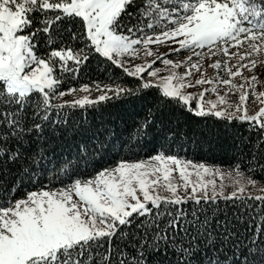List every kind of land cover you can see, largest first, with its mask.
<instances>
[{
	"label": "snow or ice",
	"instance_id": "6c2138e0",
	"mask_svg": "<svg viewBox=\"0 0 264 264\" xmlns=\"http://www.w3.org/2000/svg\"><path fill=\"white\" fill-rule=\"evenodd\" d=\"M0 264H264V0H0Z\"/></svg>",
	"mask_w": 264,
	"mask_h": 264
},
{
	"label": "trees",
	"instance_id": "16d2710c",
	"mask_svg": "<svg viewBox=\"0 0 264 264\" xmlns=\"http://www.w3.org/2000/svg\"><path fill=\"white\" fill-rule=\"evenodd\" d=\"M188 148H189L188 155L191 157V156L194 154V153L192 152V150H191L192 146L189 145ZM221 160H225V161H226V158H225V157H220L216 162H217V163H220ZM225 166H226V163H225Z\"/></svg>",
	"mask_w": 264,
	"mask_h": 264
},
{
	"label": "rangeland",
	"instance_id": "374dc122",
	"mask_svg": "<svg viewBox=\"0 0 264 264\" xmlns=\"http://www.w3.org/2000/svg\"><path fill=\"white\" fill-rule=\"evenodd\" d=\"M209 71H211V70H209Z\"/></svg>",
	"mask_w": 264,
	"mask_h": 264
}]
</instances>
